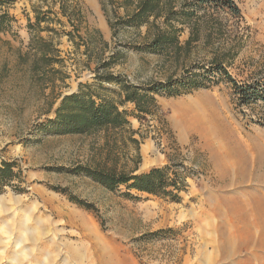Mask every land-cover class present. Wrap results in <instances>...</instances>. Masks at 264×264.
Wrapping results in <instances>:
<instances>
[{
    "label": "rangeland",
    "instance_id": "rangeland-1",
    "mask_svg": "<svg viewBox=\"0 0 264 264\" xmlns=\"http://www.w3.org/2000/svg\"><path fill=\"white\" fill-rule=\"evenodd\" d=\"M60 1L0 6V14L8 10L15 18L0 33V164L14 162L21 174L0 192L21 198L19 206L8 204L9 213L0 212V264H264L263 101L240 106L231 84L219 80L188 94L155 96L153 115L140 120L127 104L132 134L108 140L103 133L51 137L36 130L54 117L62 96L107 73L142 85L183 78L190 67L201 74L216 60L239 85L263 81L264 0H232L239 16L228 8L199 12L194 26L178 25L179 53L164 56L137 50L147 42L145 27L110 28L133 9L117 6L122 0H114L115 6L109 0H68L69 22L59 17L64 26H48L56 33H30L31 6L43 12ZM36 35L58 51L48 54L58 60L48 65L30 50ZM104 62L110 63L106 69ZM166 165L186 174L179 202L145 194L128 200L124 187L111 192L73 172L87 167L139 174ZM70 197L93 208H81ZM33 208L30 226L35 218L47 226L53 222L59 238L50 237L59 242L60 257L52 239L34 248L18 231L17 220ZM20 233L32 255L14 260Z\"/></svg>",
    "mask_w": 264,
    "mask_h": 264
},
{
    "label": "trees",
    "instance_id": "trees-1",
    "mask_svg": "<svg viewBox=\"0 0 264 264\" xmlns=\"http://www.w3.org/2000/svg\"><path fill=\"white\" fill-rule=\"evenodd\" d=\"M46 2V0H38ZM64 1V0H63ZM53 3L46 11L39 7L31 6L33 21L26 15L27 29L30 33H37L42 30L54 32L48 27L55 22L64 26L59 17H68L69 1ZM115 6L114 0H109ZM15 3V0H0V6L7 9ZM117 6L132 7L123 18L110 22L112 30L118 29H139L146 28L147 42L139 47V51L153 55L164 56L169 52L179 53L181 45L179 36L182 28L178 25L194 26L201 18L199 12H205L208 7L212 9L228 8L229 11L239 16V10L232 0H122ZM57 8V11H54ZM204 14V13H203ZM15 18L9 15L8 10L0 14V33L6 32ZM44 24L46 27L41 28ZM76 32V31H74ZM68 38L72 37L71 32L62 31ZM77 33V32H76ZM191 41V40H190ZM189 44V40L185 45ZM29 48L34 54H38L40 60L50 65L52 57L49 53H57L50 42L42 37L32 36L29 41ZM58 58V57H53ZM109 62H104L101 68L106 69ZM190 67L186 76L180 79H167L164 82L150 81L142 85H133L125 78L113 74H104L94 78V83L78 84L75 92L62 96L54 111V117L46 123L37 126L36 130L51 137L59 136H87L103 133L109 140L111 136L122 133H134L130 130L128 113L124 109L127 104L133 107L132 116L140 120L153 115L156 108L155 96L175 97L181 94H188L199 88L217 84L219 80L229 82L234 90L237 103L240 106H248L261 100L264 102V80L254 81L250 84L239 85L230 78L222 63L214 60L210 67H201V74L194 73ZM199 69V68H198ZM217 80L214 81V77ZM105 85L117 86V91L103 87ZM106 94H115V99ZM135 144L137 141L131 139ZM115 143V141H114ZM17 165L14 162H1L0 164V192L5 186H9L15 179L20 180V171H15ZM179 167L169 166L154 167L146 172L135 174V171L124 173L117 172L111 168H87L76 167L75 174H84L91 178L102 188L115 192L120 187L125 188L122 197L128 200L138 199V195H150L158 198H165L171 202H179L180 194L186 189V174ZM183 169V167H181ZM60 192V189L55 188ZM70 200L81 208L91 210L93 207L84 201L70 197Z\"/></svg>",
    "mask_w": 264,
    "mask_h": 264
},
{
    "label": "bare ground",
    "instance_id": "bare-ground-1",
    "mask_svg": "<svg viewBox=\"0 0 264 264\" xmlns=\"http://www.w3.org/2000/svg\"><path fill=\"white\" fill-rule=\"evenodd\" d=\"M143 150H144V148H143ZM145 151H148V148H147V150H145ZM218 161V160H217ZM221 161V160H220ZM223 166V165H222ZM229 166V165H228ZM227 167V166H226ZM228 169V168H227ZM246 170V169H245ZM245 170H243V171H245ZM221 172L223 173L224 171H222L221 170ZM232 172V171H231ZM245 173V172H244ZM240 174H241V172H240ZM247 174H248V172H247ZM234 175V174H233ZM225 176V175H224ZM232 176V175H231ZM241 176V175H240ZM239 176V177H240ZM248 176V175H247ZM234 177V176H233ZM242 179H244V178H242ZM9 203H12V205L15 207V206H19L20 204H21V198L20 197H15V196H12V195H4V196H0V209H2L0 212H3V213H9L10 211H11V207H9L8 208V204ZM226 203V202H225ZM228 206V205H227ZM226 206V207H227ZM228 207H230V208H237V207H239V206H234V207H231V206H228ZM13 212V211H12ZM11 212V213H12ZM26 213V212H25ZM32 213H34L35 214V212H34V208L33 209H31L28 213H26L23 217H22V219H20V220H17V223H16V225H17V228H18V231H20L21 233H25V235H27V238H28V240L27 241H29L30 242V245H32L34 248H37V246L39 245V244H41V241H43V243H44V239H48V241H50L52 238L50 237V235L52 234V236L53 237H57L56 236V233H58V232H56L57 230H56V228L54 227V225H52L51 224V222H50V224L47 226V225H43V222H42V220H41V218L40 219H34L35 221H34V227H31L30 226V222H32V221H30L29 222V220L28 219H30L31 220V216L33 215ZM21 214V213H20ZM22 215V214H21ZM2 216V215H1ZM10 216V215H9ZM34 216V215H33ZM36 217V216H35ZM10 219H11V221L13 220V216H10L9 217ZM39 218V217H38ZM4 221H8V220H5V219H3L2 220V223H4L3 225H5L6 223L4 222ZM16 222V221H15ZM47 223V222H46ZM53 223V222H52ZM10 224V223H9ZM52 225V228H54V229H50L49 227ZM5 228H6V226H5ZM8 228V227H7ZM36 229V230H35ZM35 230V231H34ZM21 233H20V235H18V236H16V239H15V246L16 247H21V250H20V252H17L15 255H13L12 256V258L14 259V260H17L18 259V257L21 255L22 257H27V256H31L32 255V253H29V248L28 247H26L25 246V242H26V240L23 238V236H21ZM7 238V237H6ZM10 238V237H9ZM57 238H59V237H57ZM7 240V239H6ZM58 241V240H57ZM7 242V241H6ZM50 242H52V244L54 245V246H56V248H55V256H57V257H60V255H61V253H60V250L58 249V247L60 246L58 243H56L55 241H54V239H52ZM1 243H2V241H1ZM31 246V247H32ZM41 247V246H40ZM38 250H39V248H38ZM2 251V250H1ZM44 252V251H43ZM51 253V252H50ZM45 254V253H44ZM49 253H47V254H45V255H47V258H49L48 260L49 261H51L52 259L50 258V255H48ZM65 256V255H64ZM53 257H54V255H53ZM62 257V256H61ZM13 259H11V260H13ZM46 259V258H45ZM57 259H60V258H57ZM65 259V258H64ZM64 259L62 260L63 261V263H64ZM19 260H21V259H19ZM36 260V259H35ZM47 260V259H46ZM108 260V259H107ZM22 261V260H21ZM61 261V262H62ZM36 262H38V260L36 261ZM20 263H22V262H20ZM67 263V262H66ZM70 263V262H69ZM76 263V262H75ZM74 262L72 263V264H75ZM102 263V262H101ZM118 262L117 261H114L113 259L112 260H108L107 262H106V264H117ZM39 264H42V263H40L39 262ZM45 264V263H44ZM50 264V263H49ZM68 264V263H67ZM103 264V263H102ZM105 264V263H104Z\"/></svg>",
    "mask_w": 264,
    "mask_h": 264
},
{
    "label": "crops",
    "instance_id": "crops-1",
    "mask_svg": "<svg viewBox=\"0 0 264 264\" xmlns=\"http://www.w3.org/2000/svg\"><path fill=\"white\" fill-rule=\"evenodd\" d=\"M54 11H57V8H54ZM33 21V20H32Z\"/></svg>",
    "mask_w": 264,
    "mask_h": 264
}]
</instances>
